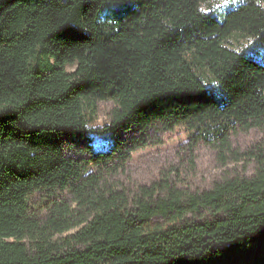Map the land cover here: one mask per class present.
<instances>
[{"label":"trees","instance_id":"16d2710c","mask_svg":"<svg viewBox=\"0 0 264 264\" xmlns=\"http://www.w3.org/2000/svg\"><path fill=\"white\" fill-rule=\"evenodd\" d=\"M219 4L0 0V264H264V149L201 192L121 181L160 135L264 128V0Z\"/></svg>","mask_w":264,"mask_h":264},{"label":"rangeland","instance_id":"374dc122","mask_svg":"<svg viewBox=\"0 0 264 264\" xmlns=\"http://www.w3.org/2000/svg\"><path fill=\"white\" fill-rule=\"evenodd\" d=\"M220 1L219 5L212 7L215 12L227 11L237 5L228 0ZM229 47H242L247 44L243 39L231 40ZM75 68H69L73 72ZM112 102H99L97 113L90 122L95 133L89 134V141L93 142L97 151H104L110 147L102 131L109 125V113L114 108ZM154 142V143H153ZM88 145V143H86ZM86 144H71L65 148L69 157L82 154ZM152 146L133 155L126 174L121 181L126 187L133 189L139 186H151L162 179L173 180L178 187L192 192H201L209 189L225 174L250 177L255 172L256 161L253 154L264 149V128L251 131L237 130L231 137V148L227 151L219 150L200 143L194 145L192 136L185 130L160 135L152 141ZM40 197H35L37 205Z\"/></svg>","mask_w":264,"mask_h":264},{"label":"snow or ice","instance_id":"6c2138e0","mask_svg":"<svg viewBox=\"0 0 264 264\" xmlns=\"http://www.w3.org/2000/svg\"><path fill=\"white\" fill-rule=\"evenodd\" d=\"M228 0H225V4H227ZM233 3L236 2V0H232Z\"/></svg>","mask_w":264,"mask_h":264}]
</instances>
